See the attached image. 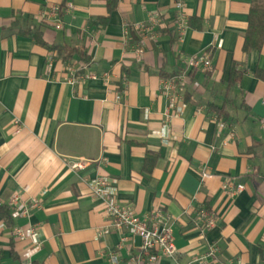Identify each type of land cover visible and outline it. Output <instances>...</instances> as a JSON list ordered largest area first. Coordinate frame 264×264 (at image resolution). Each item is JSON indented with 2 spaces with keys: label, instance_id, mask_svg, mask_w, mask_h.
Segmentation results:
<instances>
[{
  "label": "crops",
  "instance_id": "0c3cea01",
  "mask_svg": "<svg viewBox=\"0 0 264 264\" xmlns=\"http://www.w3.org/2000/svg\"><path fill=\"white\" fill-rule=\"evenodd\" d=\"M177 2L188 21L182 42ZM252 8L0 0V208L13 198L39 205L29 218L9 209L10 226L0 216V264H21L28 243L13 229L31 226L43 242L33 264H264V43L244 50ZM152 15L160 25L137 60L133 28ZM202 55L212 69H190ZM234 70L241 77L231 84ZM173 75L182 99L171 108L160 84ZM80 160L86 169L71 170ZM98 177L116 180L117 201L137 216L162 211L179 263L149 262L127 230L99 235L109 220L88 186ZM201 208L217 217L214 228L203 227Z\"/></svg>",
  "mask_w": 264,
  "mask_h": 264
},
{
  "label": "built area",
  "instance_id": "2783aa9c",
  "mask_svg": "<svg viewBox=\"0 0 264 264\" xmlns=\"http://www.w3.org/2000/svg\"><path fill=\"white\" fill-rule=\"evenodd\" d=\"M176 9L179 12L176 29L179 35V41L184 40L185 32L188 29V21L183 14L184 4L182 2L176 3ZM42 20H46V14L41 16ZM160 25L159 15H152L146 23L138 22L134 25V31L139 36L138 41L132 46V52L137 60H142L146 53V41L154 39L156 30ZM55 28L62 29V25L56 22ZM128 35V31L126 32ZM188 67L190 69H201L203 71H210L212 63L208 55L197 56L189 59ZM87 78H95L94 76L80 77L69 79V83L74 84L84 81ZM107 78V75L105 76ZM181 77H173L171 79H163L160 84V91L164 97L169 101L170 107L174 108L177 105V100H181V93L177 84L181 83ZM15 129L18 133L21 130L20 121H15ZM220 129L226 127L225 123L219 122ZM261 127L264 131V122ZM234 137V130H232ZM88 163L85 161H74L69 163V167L73 171H81L86 169ZM203 179L211 176L204 173ZM88 186L92 196L102 202L103 212L109 220V224L104 228L98 230L99 235L108 234L111 231L121 232L129 231L132 235L139 237L142 240L143 252L145 257L151 263H155L161 258L169 259L179 263V253L174 244V238L171 225L167 222L166 217L162 211L158 210L144 216H137L130 206H123L117 201V182L114 179L106 177H98L88 181ZM230 189V186H227ZM234 193L243 191V187H237ZM14 218H29L34 209L38 208L37 201L31 200L29 202H21L19 198H13L9 205ZM198 219L205 229H212L217 224V217L205 208L198 211ZM14 238L28 243L24 250L21 264H33L34 256L43 248L41 240V227L31 226L27 230L20 227L13 229ZM110 264H118L116 256H112ZM191 264V263H186ZM207 264V263H204Z\"/></svg>",
  "mask_w": 264,
  "mask_h": 264
},
{
  "label": "trees",
  "instance_id": "16d2710c",
  "mask_svg": "<svg viewBox=\"0 0 264 264\" xmlns=\"http://www.w3.org/2000/svg\"><path fill=\"white\" fill-rule=\"evenodd\" d=\"M118 0H108V7L110 11L116 8ZM264 43V0H253V8L249 14V27L245 36L244 50L260 49ZM53 51H56L53 49ZM85 57V55H84ZM86 58H84L85 60ZM176 75L170 76L169 79ZM241 77L240 72L233 71L231 84L239 81ZM221 110L216 109V114L223 116ZM0 216L8 223L10 221V210L6 207L0 208Z\"/></svg>",
  "mask_w": 264,
  "mask_h": 264
}]
</instances>
